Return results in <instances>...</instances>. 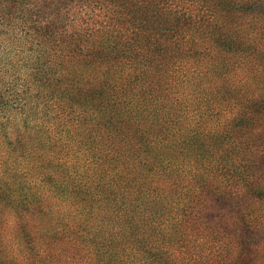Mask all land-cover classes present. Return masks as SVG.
<instances>
[{
	"label": "trees",
	"instance_id": "16d2710c",
	"mask_svg": "<svg viewBox=\"0 0 264 264\" xmlns=\"http://www.w3.org/2000/svg\"><path fill=\"white\" fill-rule=\"evenodd\" d=\"M21 1L60 59L48 145L71 150L52 190L77 224L48 240L88 264H264V0Z\"/></svg>",
	"mask_w": 264,
	"mask_h": 264
},
{
	"label": "rangeland",
	"instance_id": "374dc122",
	"mask_svg": "<svg viewBox=\"0 0 264 264\" xmlns=\"http://www.w3.org/2000/svg\"><path fill=\"white\" fill-rule=\"evenodd\" d=\"M24 5L0 0V264H88L77 237L48 240L61 223L71 229L77 224L52 190L66 178L71 150L47 142L61 128L60 84H48L40 74L60 59L56 49L46 57L26 36L19 18ZM256 204L255 212L264 214V204Z\"/></svg>",
	"mask_w": 264,
	"mask_h": 264
}]
</instances>
